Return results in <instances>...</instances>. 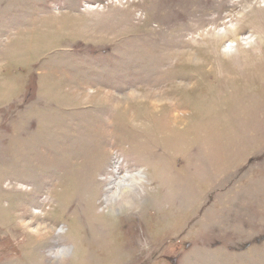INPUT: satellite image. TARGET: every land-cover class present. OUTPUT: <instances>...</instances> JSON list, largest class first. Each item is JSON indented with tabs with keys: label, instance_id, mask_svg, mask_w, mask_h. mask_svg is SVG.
<instances>
[{
	"label": "rangeland",
	"instance_id": "374dc122",
	"mask_svg": "<svg viewBox=\"0 0 264 264\" xmlns=\"http://www.w3.org/2000/svg\"><path fill=\"white\" fill-rule=\"evenodd\" d=\"M0 264H264V0H0Z\"/></svg>",
	"mask_w": 264,
	"mask_h": 264
},
{
	"label": "bare ground",
	"instance_id": "6f19581e",
	"mask_svg": "<svg viewBox=\"0 0 264 264\" xmlns=\"http://www.w3.org/2000/svg\"><path fill=\"white\" fill-rule=\"evenodd\" d=\"M137 165V164H135ZM127 173L123 174V176H119L118 178L110 181V187L108 190H105L106 200L110 202V199L117 200L118 198L124 199L125 194L130 195L136 190V186L141 184V180H143L144 175L141 172L137 174H132L126 170Z\"/></svg>",
	"mask_w": 264,
	"mask_h": 264
}]
</instances>
